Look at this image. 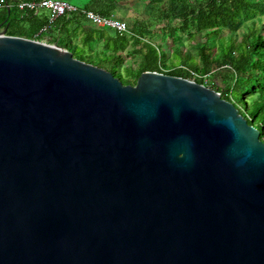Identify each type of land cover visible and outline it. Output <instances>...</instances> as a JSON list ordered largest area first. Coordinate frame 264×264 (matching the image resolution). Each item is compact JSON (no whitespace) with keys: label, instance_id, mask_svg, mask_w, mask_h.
Segmentation results:
<instances>
[{"label":"water","instance_id":"1","mask_svg":"<svg viewBox=\"0 0 264 264\" xmlns=\"http://www.w3.org/2000/svg\"><path fill=\"white\" fill-rule=\"evenodd\" d=\"M0 264H264V143L220 93L134 86L0 25Z\"/></svg>","mask_w":264,"mask_h":264},{"label":"trees","instance_id":"2","mask_svg":"<svg viewBox=\"0 0 264 264\" xmlns=\"http://www.w3.org/2000/svg\"><path fill=\"white\" fill-rule=\"evenodd\" d=\"M2 1L0 25L7 35L56 44L124 85L134 86L144 72L184 79L198 74L195 82L231 102L264 143V0H79L78 8L103 17L131 10L123 34L78 14L50 22L45 10L18 8L21 1L39 0Z\"/></svg>","mask_w":264,"mask_h":264},{"label":"built area","instance_id":"3","mask_svg":"<svg viewBox=\"0 0 264 264\" xmlns=\"http://www.w3.org/2000/svg\"><path fill=\"white\" fill-rule=\"evenodd\" d=\"M3 6V1L0 0V8ZM18 8L21 11H38L46 10L49 12V21L53 22L58 17L63 15L78 14L81 15L87 22L99 28H107L116 31L119 34H123L128 31L127 25L114 17H103L92 11H87L82 8H78L66 1L62 0H39V1H21L18 4ZM48 27L42 29L46 31ZM38 41V40H36ZM44 42L45 41H40ZM197 75L193 76L192 81H195Z\"/></svg>","mask_w":264,"mask_h":264},{"label":"rangeland","instance_id":"4","mask_svg":"<svg viewBox=\"0 0 264 264\" xmlns=\"http://www.w3.org/2000/svg\"><path fill=\"white\" fill-rule=\"evenodd\" d=\"M66 2L72 4V5L76 6V7H79V4L81 3L79 0H66ZM131 13H132L131 10H128V9L125 8V7H121V8H119V10H118V12H117V15H116L117 18H116V19H118V18H119L118 20L121 19V20L127 25V24L131 23V19L129 18L130 15H131ZM145 14H148V10L145 11ZM143 17H145V16H143ZM140 18H142V15H141ZM79 34H80V33H79ZM263 34H264V30H263ZM79 36H80V35H79ZM79 36H77V38L75 39V42H76V44H78V45H80V41H81V38H80ZM80 48H82V47H80ZM166 49H167V51H169V48H168V47H166ZM82 50H87V47H84V49L82 48ZM220 71H221L220 74H223V73L226 71V68H223V69H221ZM195 75H197L196 78L199 77L198 74H193V76H195ZM215 76H216V78H215L216 83H217L218 85H220V84H221V76L218 75V74H216ZM196 78H195V79H196ZM200 78H201V77H200ZM200 78H198V79H200ZM206 81H208V79H204V82H206ZM207 83H208V82H207Z\"/></svg>","mask_w":264,"mask_h":264},{"label":"crops","instance_id":"5","mask_svg":"<svg viewBox=\"0 0 264 264\" xmlns=\"http://www.w3.org/2000/svg\"><path fill=\"white\" fill-rule=\"evenodd\" d=\"M62 1H64V0H62ZM46 11V10H45ZM48 14H49V12L48 11H46ZM122 21V20H121ZM94 26V25H93ZM96 27V26H95ZM97 28H99V27H97ZM39 41V40H38ZM46 42V41H45ZM47 43V42H46ZM48 44V43H47Z\"/></svg>","mask_w":264,"mask_h":264}]
</instances>
